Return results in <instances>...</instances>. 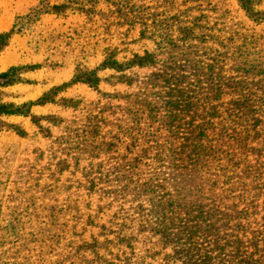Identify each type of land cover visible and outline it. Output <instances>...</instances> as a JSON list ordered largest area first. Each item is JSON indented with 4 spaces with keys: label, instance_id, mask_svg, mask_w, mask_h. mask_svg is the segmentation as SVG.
Returning a JSON list of instances; mask_svg holds the SVG:
<instances>
[{
    "label": "rangeland",
    "instance_id": "1",
    "mask_svg": "<svg viewBox=\"0 0 264 264\" xmlns=\"http://www.w3.org/2000/svg\"><path fill=\"white\" fill-rule=\"evenodd\" d=\"M4 73L0 264H264V0H0Z\"/></svg>",
    "mask_w": 264,
    "mask_h": 264
},
{
    "label": "trees",
    "instance_id": "2",
    "mask_svg": "<svg viewBox=\"0 0 264 264\" xmlns=\"http://www.w3.org/2000/svg\"><path fill=\"white\" fill-rule=\"evenodd\" d=\"M106 63V62H105ZM15 70H17L16 68H15ZM0 78H4V79H8V74L7 73H4V74H0ZM89 78V80H87ZM87 79H85V81H92V82H95L97 79L96 78H92L91 76H89ZM16 79V78H15ZM81 78L79 77V76H76L75 78H74V80H73V82H75V81H78V80H80ZM9 80H6V82H8ZM91 82V83H92ZM47 100V97H43V98H41V99H39V100H37V103H44L45 101ZM27 104H24L23 106H20V107H17V106H15V109L13 108V109H11V110H6L7 108L6 107H4V106H2V107H0V111H3V112H6V113H8V112H15V113H28V111L27 110H25L24 109V107L26 106ZM206 215V214H205Z\"/></svg>",
    "mask_w": 264,
    "mask_h": 264
}]
</instances>
